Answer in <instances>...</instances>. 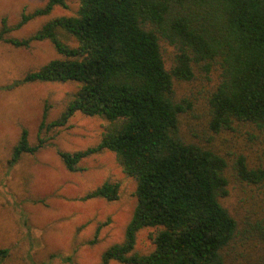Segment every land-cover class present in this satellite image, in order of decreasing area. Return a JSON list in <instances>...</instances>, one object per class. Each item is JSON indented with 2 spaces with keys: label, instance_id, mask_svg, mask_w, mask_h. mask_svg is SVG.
I'll list each match as a JSON object with an SVG mask.
<instances>
[{
  "label": "trees",
  "instance_id": "trees-1",
  "mask_svg": "<svg viewBox=\"0 0 264 264\" xmlns=\"http://www.w3.org/2000/svg\"><path fill=\"white\" fill-rule=\"evenodd\" d=\"M65 0H47L13 25L1 19L0 40L15 47L48 40L60 58L26 71L13 86L29 82L76 81L79 88L65 109L39 129L63 126L79 111L102 116L107 127L96 145L58 150L64 166L103 149L114 152L122 171L135 180L136 204L124 238L101 255L102 264H225L237 223L220 202L227 194L225 158L215 150L185 140L179 115L191 110L193 99L177 96L175 80L194 78L195 68L217 78L205 95L208 128L231 129L233 121L264 130V0H79L75 15L56 16L30 35L9 31L48 14ZM72 35L77 45L62 41L57 30ZM173 47L166 65L161 42ZM23 128L12 148L11 162L34 153ZM238 177L264 187V167L235 163ZM118 198V183L103 182L83 198ZM264 239V223L257 221ZM153 228V248L134 250L141 228ZM262 241V240H261ZM262 248V245H261ZM260 250V249H259ZM252 264H264V249ZM8 255L0 248V264Z\"/></svg>",
  "mask_w": 264,
  "mask_h": 264
},
{
  "label": "rangeland",
  "instance_id": "rangeland-1",
  "mask_svg": "<svg viewBox=\"0 0 264 264\" xmlns=\"http://www.w3.org/2000/svg\"><path fill=\"white\" fill-rule=\"evenodd\" d=\"M47 0H0L1 19L16 24L21 13L42 6ZM46 15L36 16L8 35L23 38L50 18L75 15L79 0H65ZM62 41L77 45L75 38L57 30ZM166 65L173 47L161 42ZM62 55L48 40L33 41L29 47H15L0 40V248L8 255L1 264H102L101 255L124 238L125 226L136 204L135 180L126 175L114 152L103 149L83 158L75 171L68 170L58 150L74 152L96 145L108 121L79 111L65 125L39 129L44 107L45 124L56 119L79 88L76 81L29 82L13 86L24 73ZM217 66L209 78L197 67L194 78L175 80L177 96L193 99L191 110L179 115V129L185 140L221 154L227 163V194L220 202L235 218L237 230L226 249L225 264H252L264 249V187L241 180L235 170L238 155L248 167H264V130L233 121L231 129L213 132L208 128L205 95L217 78ZM27 130L31 145L42 140L34 153H24L11 162L12 148L21 130ZM118 183V198H83L103 182ZM153 228L138 230L134 250L148 253ZM262 240V241H261ZM262 245V248H261ZM260 249V250H259ZM106 264H123L110 260Z\"/></svg>",
  "mask_w": 264,
  "mask_h": 264
}]
</instances>
